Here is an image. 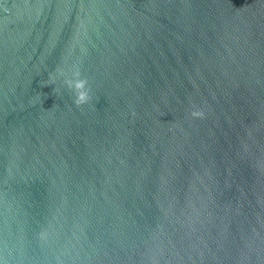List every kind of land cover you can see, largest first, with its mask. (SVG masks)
<instances>
[{
    "label": "water",
    "instance_id": "1",
    "mask_svg": "<svg viewBox=\"0 0 264 264\" xmlns=\"http://www.w3.org/2000/svg\"><path fill=\"white\" fill-rule=\"evenodd\" d=\"M0 264H264V0H0Z\"/></svg>",
    "mask_w": 264,
    "mask_h": 264
},
{
    "label": "clouds",
    "instance_id": "2",
    "mask_svg": "<svg viewBox=\"0 0 264 264\" xmlns=\"http://www.w3.org/2000/svg\"><path fill=\"white\" fill-rule=\"evenodd\" d=\"M78 75V73H77ZM70 87L75 88V100L74 103L78 106H84L89 103L91 97L87 89V81L82 79H77L74 84L72 82H67ZM194 117L203 118L202 112L192 113Z\"/></svg>",
    "mask_w": 264,
    "mask_h": 264
}]
</instances>
